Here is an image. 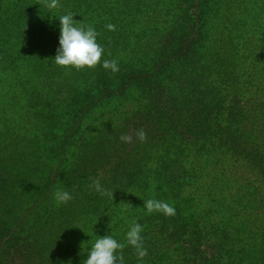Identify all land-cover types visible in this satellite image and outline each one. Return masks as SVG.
Instances as JSON below:
<instances>
[{
    "label": "rangeland",
    "instance_id": "1",
    "mask_svg": "<svg viewBox=\"0 0 264 264\" xmlns=\"http://www.w3.org/2000/svg\"><path fill=\"white\" fill-rule=\"evenodd\" d=\"M46 2L0 0V264H83L105 235L125 244L123 264H264L262 171L207 149L177 167L172 144L175 133H223L217 120L229 112L264 110V0ZM69 12L99 34L95 68L54 62ZM155 76L188 90L169 93L175 109L157 112ZM203 96L213 101L209 126L193 128ZM57 190L73 199L58 205ZM148 199L175 215L148 214ZM134 222L142 261L126 241Z\"/></svg>",
    "mask_w": 264,
    "mask_h": 264
},
{
    "label": "clouds",
    "instance_id": "2",
    "mask_svg": "<svg viewBox=\"0 0 264 264\" xmlns=\"http://www.w3.org/2000/svg\"><path fill=\"white\" fill-rule=\"evenodd\" d=\"M45 6L51 9L57 8L59 6V0H47ZM59 21L60 47L57 49V54L54 57L55 64L64 68L74 67L78 71L85 67L95 68L100 64L105 49L97 42V36L99 34L95 28L91 25L85 26L78 24L74 20V15L71 12L60 16ZM106 28L110 31H115V25L113 24H107ZM109 55H111L110 52ZM102 66L104 69H110L114 73L119 71L116 60H103ZM135 136L140 142L147 140V133L143 129L138 130ZM120 139L126 143L133 142V136L131 134H122ZM92 187L101 195H112L114 198L113 194L102 188L99 179L93 180ZM54 198L59 205L66 204L73 199V196L67 191L57 190L54 193ZM144 207L148 214L158 211L166 216L175 215L173 206L156 199L144 201ZM142 231L141 224L134 222L126 234L127 244L136 250L137 258L141 261L148 254L141 236ZM124 247L125 244L118 242L111 235L99 236L91 245L87 259L83 261V264H117V261L119 264H123L124 257L122 251ZM117 250H120L121 255L117 256Z\"/></svg>",
    "mask_w": 264,
    "mask_h": 264
},
{
    "label": "trees",
    "instance_id": "3",
    "mask_svg": "<svg viewBox=\"0 0 264 264\" xmlns=\"http://www.w3.org/2000/svg\"><path fill=\"white\" fill-rule=\"evenodd\" d=\"M149 79H151L152 95L155 98L153 99V105L157 112L165 108L175 109L176 105L181 104V101L177 102L178 98L173 99L169 93L173 95L176 93H189L188 90L181 87L177 91L169 90V86L162 84L164 82L162 81L161 83L156 76ZM206 103L211 104L213 101L206 100L205 96H203L201 103H198V106L201 107L196 105L193 108L198 115L203 116L202 119H193V123L196 124L193 128H198L199 126L208 128V121L213 109H210ZM237 104L238 102L236 101L232 107ZM217 121V126L220 128L223 121H225L226 125L223 133L196 132L194 137L193 134L185 135L184 133L172 135V138H174L172 144L176 148L173 159L177 167H181V156L184 153L199 152L207 149V152H213L212 156H216L219 159L223 158L225 153H230L237 157H247L255 167L262 171L264 177V110L250 111L242 108L237 114L229 112L226 117H221Z\"/></svg>",
    "mask_w": 264,
    "mask_h": 264
}]
</instances>
